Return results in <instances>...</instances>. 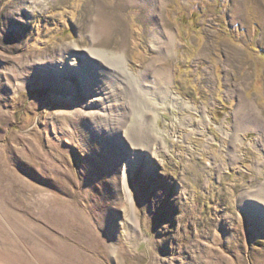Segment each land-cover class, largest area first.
Wrapping results in <instances>:
<instances>
[{"label":"rangeland","instance_id":"374dc122","mask_svg":"<svg viewBox=\"0 0 264 264\" xmlns=\"http://www.w3.org/2000/svg\"><path fill=\"white\" fill-rule=\"evenodd\" d=\"M70 45L124 54L110 117L32 83ZM262 188L264 0H0V264H264Z\"/></svg>","mask_w":264,"mask_h":264},{"label":"bare ground","instance_id":"6f19581e","mask_svg":"<svg viewBox=\"0 0 264 264\" xmlns=\"http://www.w3.org/2000/svg\"><path fill=\"white\" fill-rule=\"evenodd\" d=\"M152 33L158 45V56L155 60L159 61L162 57L164 58L169 54L171 55L173 51L172 45H174L176 38L172 31L164 28H155ZM59 54L61 56H59L58 60L48 61L47 63H37V65H35L34 72L36 75L32 77V79H34L32 83L38 86L45 85L57 89L58 92L71 91V93L75 95H84V98L76 99L74 102L70 101L68 103V112L76 120H84L86 123L96 118L101 119L103 116L105 118L108 116L110 117L109 111L113 107L111 106L112 101H117V94H122L124 88L126 89L127 87V85H122L120 83L121 87H123L122 89L118 87V84H115L118 82H112V79L114 81L113 71H115V67H117L115 63L119 62L123 64L124 54L122 52L111 54L95 48H90L87 51H79L75 48V45L63 48ZM77 58H80V61H78ZM150 66V64L149 66L147 65L146 70H148ZM113 68L115 69L113 70ZM164 70H159L158 77H156L159 83L162 82V80L164 83H169V78L165 77ZM73 77L77 78V84H73L72 80H70ZM19 82L18 85L22 86L27 83L29 84L31 81L28 82L27 80L21 79ZM160 86L162 87V85ZM126 90L128 93L132 92L131 89L129 90L127 88ZM96 113H98L99 116ZM86 124L89 125L88 123ZM90 129L95 135L97 134V136L103 138V130H96V126H92ZM108 130L110 131V129ZM110 134H112L111 131ZM143 158V152L139 155H137L136 152L128 154L122 171L125 173L124 181L130 179L135 166L140 163ZM128 182L129 181H127L126 184H128ZM259 194L260 196L264 195V188H262ZM128 196V198L131 199L130 195ZM257 209V207L253 206L250 210L253 214L255 213V215L259 217H264V211L261 213V210L259 211Z\"/></svg>","mask_w":264,"mask_h":264}]
</instances>
